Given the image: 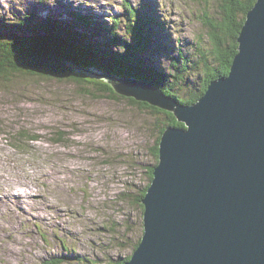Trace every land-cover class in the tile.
<instances>
[{"label": "rangeland", "instance_id": "374dc122", "mask_svg": "<svg viewBox=\"0 0 264 264\" xmlns=\"http://www.w3.org/2000/svg\"><path fill=\"white\" fill-rule=\"evenodd\" d=\"M127 5L151 32L139 53L148 74L162 72L165 87L179 98L198 87L203 71L190 68L200 50L212 46L220 0H0V34H24L30 27L39 33V17L46 16L75 34L85 32V43L116 38L110 46L121 51L134 42ZM88 9L102 21L93 23ZM83 14L88 25L77 20ZM186 58L187 85L174 81L172 72L175 61ZM207 60L214 65L211 56ZM80 66L70 64L76 78L97 79L91 66ZM68 79L22 77L0 84V264H117L143 237L140 200L159 158L154 148L167 115L119 94L98 98L94 84ZM17 140L23 148L15 147Z\"/></svg>", "mask_w": 264, "mask_h": 264}, {"label": "water", "instance_id": "95a60500", "mask_svg": "<svg viewBox=\"0 0 264 264\" xmlns=\"http://www.w3.org/2000/svg\"><path fill=\"white\" fill-rule=\"evenodd\" d=\"M238 44L230 72L193 104L145 79L88 68L185 125L161 136L140 200L144 234L125 264H264V0L247 13Z\"/></svg>", "mask_w": 264, "mask_h": 264}, {"label": "trees", "instance_id": "16d2710c", "mask_svg": "<svg viewBox=\"0 0 264 264\" xmlns=\"http://www.w3.org/2000/svg\"><path fill=\"white\" fill-rule=\"evenodd\" d=\"M255 2L256 0H245V2L243 0H220V21L218 23L212 22V46L209 48V52L200 50V59L196 64H192L190 68L203 71V73L201 72V75H203L201 83L185 96H182V98H179L177 91L174 92L172 90L171 85L165 87L164 79L166 78L162 72L157 75H151L145 70L144 62L139 53L148 47L150 39H147V37L150 38L151 32L149 30L145 32L144 22L136 17L135 12H130L133 8L128 5L126 7V15L127 13L130 14L131 23L128 24L127 29L130 33H133L134 42L124 46V50L121 51H115L110 46L112 42L117 43L116 38L104 43L100 41L85 43V32V35L80 31L75 34V31L70 30V27L65 22H60L59 19H50L46 16L39 17L41 22L36 27V30H41L39 33H32V30L35 29L30 27L31 31L24 34H20L19 31L0 34V84L10 83L22 77H41L42 79L70 78L68 80L79 82L77 84L81 86H85L87 83L94 84L97 89L95 96L98 98H121L104 79L84 78L83 81L76 78L77 75L72 74L70 64L95 66L98 68L105 67L110 70L109 72L119 76L145 79L153 82L182 103H194L205 94L213 80L230 72L231 64L238 52V35L246 19L247 12L254 6ZM239 12L244 14L241 20H238ZM83 15H79L77 20L83 23L87 22L86 24L88 25L90 22L87 15ZM118 21L116 19L114 30L118 27ZM93 23L96 22L94 21ZM23 31L25 32V28H23ZM228 37L231 42L226 44ZM108 43L109 45H107ZM100 56H103L101 59H104V62L100 61ZM210 56L214 61L213 66H210L207 60ZM147 57L152 59L151 56ZM201 61L203 62L202 67L198 66ZM188 63H190V60L187 58L181 63L175 61L173 65L176 68L172 71L174 81L176 79L179 83L183 82L186 85L189 83V81L187 82V76H189ZM128 100L141 107L151 108L156 113L164 112L167 115V123L161 127L157 146L154 148L155 156L158 158V145L166 127L172 125L184 126V123L179 122L171 112L164 111L146 102L136 101L133 98H128ZM37 139L36 137H31L27 140L34 141ZM57 141L61 140L58 138ZM25 142L27 141L22 139L23 145ZM15 147L23 148L20 140H17ZM153 169L151 168L150 170V180L153 178ZM149 185L150 183L144 189L141 199ZM142 206L144 207L143 204ZM130 257L128 256L124 261H118L117 264H124Z\"/></svg>", "mask_w": 264, "mask_h": 264}, {"label": "bare ground", "instance_id": "6f19581e", "mask_svg": "<svg viewBox=\"0 0 264 264\" xmlns=\"http://www.w3.org/2000/svg\"><path fill=\"white\" fill-rule=\"evenodd\" d=\"M118 8V7H117ZM88 12H89V14H90V16H91V18H93V20L95 21V22H98V23H100V20H102V19H100V18H98V17H101V15H98V14H95V12H93L92 10H90V9H88ZM119 13V12H118ZM100 19V20H99ZM112 34V33H111ZM160 63V62H159ZM81 67V66H80ZM68 68V67H67ZM83 78V77H82ZM30 84V83H29ZM30 85H32V84H30ZM210 85V84H209ZM195 103V102H194ZM193 104V103H192ZM153 106V105H152ZM185 126V125H184ZM28 195V194H27ZM23 210V209H22Z\"/></svg>", "mask_w": 264, "mask_h": 264}]
</instances>
